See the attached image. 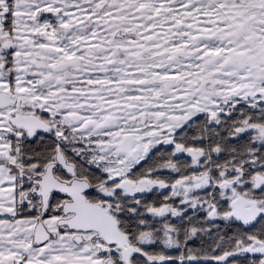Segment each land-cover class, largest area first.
<instances>
[{
  "label": "snow or ice",
  "instance_id": "1",
  "mask_svg": "<svg viewBox=\"0 0 264 264\" xmlns=\"http://www.w3.org/2000/svg\"><path fill=\"white\" fill-rule=\"evenodd\" d=\"M0 264H264V0H0Z\"/></svg>",
  "mask_w": 264,
  "mask_h": 264
}]
</instances>
